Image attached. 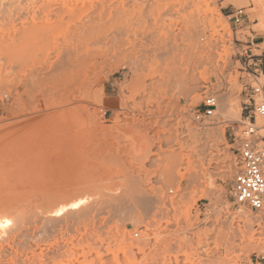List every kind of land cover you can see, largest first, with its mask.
Returning a JSON list of instances; mask_svg holds the SVG:
<instances>
[{
    "label": "rangeland",
    "instance_id": "rangeland-1",
    "mask_svg": "<svg viewBox=\"0 0 264 264\" xmlns=\"http://www.w3.org/2000/svg\"><path fill=\"white\" fill-rule=\"evenodd\" d=\"M240 7L247 15L243 26H235L228 14ZM260 34L264 36V0H0V104L7 108L1 107L0 114L9 110L17 114L18 105L13 101L20 91L25 99L30 96L25 90L32 78L41 80L42 76L47 85L49 72L67 70L62 73H68L63 77L64 91L76 105V76L81 72L96 74L95 86L104 85L105 95L118 104L112 109L91 105L93 108L85 113L86 124L96 121L97 126H116L112 127V139L108 137L112 144L133 151L128 152L127 179L142 186L136 198L132 193H119L128 207L116 209L117 205H113L116 208L97 211L103 205L100 204L90 216L77 221L46 227L42 225L43 216L34 211L23 233L14 237L9 234L0 241V264H264L260 257L264 251V211L242 208L248 213L243 216L241 210L237 213L239 206L231 195L238 170L239 138L235 134L241 133L247 117L255 116L250 87L258 82L264 85V56L257 74L250 73L239 59L242 49L248 48L243 45L247 36L255 37L257 42ZM84 39L108 45L100 43L96 49L104 53L97 50L94 55L90 51L88 57ZM254 46L256 54L264 53V43ZM42 70L48 71L49 77ZM186 72L198 79L191 84L194 89L187 96L180 92L181 77ZM21 80L27 84L22 85ZM209 92L217 97L230 95L240 109L239 119L230 120L217 108L211 119L197 121L195 110ZM152 118H157V125ZM119 119L125 123L119 124ZM187 123L197 126L198 132L213 125L218 132L224 130V136H194ZM256 123L261 126L258 118ZM146 127L149 133H141L140 128ZM132 132L140 135L135 145ZM259 134L264 135L262 128ZM146 135L154 144H150L152 154L148 153V157H144L149 148L145 145L149 140ZM105 137L108 138L97 136L102 144L110 140ZM203 141L208 142V152L204 163H200L196 150ZM107 144L112 149L111 141ZM107 144L100 148L109 154L112 150L105 148ZM137 155L140 159L135 158ZM189 165L199 173L192 183L183 176ZM70 184H66L67 188ZM189 184L191 187L186 188ZM209 186L211 191L206 189ZM51 188L55 189L54 185ZM170 188H176L179 195L173 212L163 200ZM52 192L55 196L57 191ZM140 193L154 197L150 209L138 204ZM146 221L156 230L154 243L146 239V231L138 230ZM136 230L140 231L137 239L133 236Z\"/></svg>",
    "mask_w": 264,
    "mask_h": 264
},
{
    "label": "bare ground",
    "instance_id": "bare-ground-1",
    "mask_svg": "<svg viewBox=\"0 0 264 264\" xmlns=\"http://www.w3.org/2000/svg\"><path fill=\"white\" fill-rule=\"evenodd\" d=\"M83 43L86 44V47H88L86 50V55H88L90 53V51L92 53H94V55L96 54L97 50L100 52L101 50L96 49V46H98L100 43H103L104 45H108V42H101V41L89 40V39H84ZM92 53H91V55H92ZM102 53H104V52H102ZM107 54H108V52H107ZM88 57H89V55H88ZM79 60H80V58H79ZM54 61H56V60H54ZM60 62H62V61H60ZM79 63H81V62H79ZM54 64H57V63L54 62ZM62 64H63V62L60 63V65H62ZM78 65H81V64H78ZM52 67L53 66H50V68H52ZM58 67H60V66H58ZM68 68H69V66H68ZM77 68L81 69L80 66H78ZM90 68L92 70V67H90ZM53 70H55V68H53ZM63 71H65V69ZM63 71L60 73L54 72L51 74L49 72L50 77L47 73L48 71L47 72L43 71V73L45 72L49 77L47 80V82H48L47 85L45 84L46 82L44 80H42V79H44V78H42V76H40L41 80H40V78H37V79L32 78L31 81L28 82V84L26 81L25 82L22 81V80H24V79H22L21 84L22 85L27 84L26 85L27 89L25 91H26V93L29 92L31 97L27 96V99H25L23 96V92L20 91L18 93L19 96L17 95L18 99H16L15 102L13 101L14 105H16V104L18 105L17 114L14 115L13 110H11V111L6 110L7 114H4V113L0 114V241L4 240L6 238V236H8L9 234H12V237H14V236H16V234L23 233L25 230L26 224H28V221H30L29 219L31 218L34 211H36L38 214H41L43 216L45 223H43L42 225L45 224V226L48 227L50 225L51 226L55 225L59 222H68L70 220H76L79 217H81V218L86 217L87 218L88 216L91 215L92 210L95 207L99 206L100 204H103V205H101V207L99 206L100 208L98 207L97 211L101 210L103 207H106V208L111 207L112 208V207L117 205L116 206L117 208L116 207H114V208L118 209V207L123 208L127 205L126 202H125L126 205H124L125 204L124 203L125 198L120 197L119 193L120 192L124 193L125 190H127L128 186H130V185L132 186L134 184L133 183L129 184L130 182H128V185L126 184L127 180H128L127 179L128 175L126 176V179H127L126 180L125 176L124 177L122 176L124 174L121 173V172H123V170L119 172L120 174H122V175L119 174L120 176H122V178L120 176L118 178L116 177L118 179L117 185H119V187L114 182V180H117L114 175L112 178V174L118 173V171L117 172L112 171V168H113L112 167V157L110 155H112L111 153H113V152L111 151L112 149H111L110 144H109V147L107 144L110 141L112 144V140H111L112 137L111 136L113 133L112 132L113 125L111 124L110 126H104L101 123V125L97 126L96 121H92V123L90 122L88 124V126L91 127V129H87L88 126L86 124V118H85V116H86L85 113H87V109H89L91 107V105H96L98 108L112 109V107L116 106L118 104V102L112 101V97L108 98L107 95H105L104 85H103V88H99V87L95 86L96 84H98L96 74L90 73V75H89V73H87V74L82 75L83 72H81L82 74L76 73V74H81V75L76 76L77 77L76 79L77 80L79 79V80H78V82L73 83V84L77 83V85H78V87H76V93L77 94L74 96V99H77L76 101H74V103L77 102V104L73 105V101L71 102L72 99L70 100L69 97L67 98V96H66L67 92L65 93V91H64L65 86H66L64 84V81L66 79L63 77L65 75H67L68 73L64 74V76H63L62 73L67 72V70L65 72H63ZM134 71L136 72L135 67H134ZM39 72L40 71L38 70V72L36 74H38ZM71 75H72V77L75 76L74 74H71ZM91 75H93V76H91ZM183 76L184 77H181L182 79H181V84H180V92L187 96L194 89V86H191V84H196L198 79L196 78V76L193 73L190 74V73L186 72ZM35 77H37V75ZM45 79H47V78H45ZM70 79L72 80L71 77H70ZM41 81H43V82H41ZM43 83H44V85H43ZM37 84H41V85H37ZM67 85H68V83H67ZM36 86H38V88H36ZM39 86H41V87H39ZM37 89H40V91L38 93L36 92V91H38ZM46 91H48L47 94H45ZM72 92L75 93L74 91H72ZM6 97L7 96H5V98ZM219 98H220V100H219L220 103L218 106V110L219 109L222 110L225 113L224 116H227V118L230 120L231 119H239L240 109L238 108L237 104L232 101L231 96L230 95H223V96H220ZM11 105L9 106V108L11 107ZM1 107H3V109H7V108H5V105L3 103L0 104V108ZM97 107H95V109H97ZM91 108H93V107H91ZM166 111L163 110V113H165ZM257 118H258L259 122H261L260 118L259 117H257ZM156 119H153L155 121V123H156ZM119 120H120L119 121L120 123L115 120L116 123H119V124L125 123V121L121 122L122 119H119ZM148 120H150V119H148ZM147 122H150V121H147ZM136 123L137 122H135V124ZM157 123L155 125H157ZM145 124H147V123L145 122ZM212 124H213V122H212ZM140 125L141 124H139L138 126L143 127V125H141V126ZM177 125H178V123H177ZM177 125H176V127H177ZM213 125H215V124H213ZM213 125H212V127L208 128V129H204V130H201L200 132H198L197 126L190 124L189 130L192 131L191 132L192 135L195 136L198 133L202 136V138H205V139L209 138L210 135L213 136L215 133H218L219 136L223 137L224 136V130H221L218 132V130H217L218 128H216ZM123 126H125V125H123ZM115 127L116 126H114L113 128H115ZM148 127H150V126H148ZM148 129L149 128H147V127L145 129L140 128V131H141V133H143L144 131H146ZM142 130H144V131H142ZM157 130H159V129H157ZM148 131H146V132H148ZM146 132H144V133L146 134ZM158 133H159V131H158ZM138 134L139 133L132 135V138H131L132 143L135 140L136 141L140 140V135H138ZM97 136H100V137L110 136L111 137V139H110V137H108V138L105 137L106 139H110V140L108 142L105 140V142H104L105 146L107 144V147H108V148L107 147H105V148L111 149V150H108V152L111 151V153H109L110 155L107 154L106 152H105L106 154L103 153L104 149L101 151V148H104V147L100 148V146H104V144L101 143L103 141L99 140L98 139L99 137L97 138ZM123 136H124V134H123ZM120 137L122 138V135L121 136L119 135V140H120ZM92 138H95V139H92ZM147 138H148V136H147ZM96 139H98V140H96ZM129 139L130 138H128V140ZM145 139L143 138L144 141H145ZM150 140L151 139L148 140L149 144L145 143L146 147H148V145H149V148H146V149H148L147 154L146 153H145V155H144V153L141 154V155H144V157L145 156L148 157V155L150 153L152 154V150H150V149H152L151 148L152 146H150V144H153V142H149ZM125 142H127V141H125ZM128 142L131 143V141H128ZM165 144H166V142H165ZM201 144H202V147L196 151L198 152L197 157H199V162L204 163V160L206 158V152H208L207 151L208 142L203 141V142H201ZM138 146H140V145H138ZM96 149L101 151L100 152L101 153V159H98V155L100 153ZM119 149H120V147H119ZM126 149H128V148H126ZM146 149L144 150L145 152H146ZM158 150H160V149H158ZM129 151H131V150H129ZM138 151H140V150H138ZM144 151H140L139 153L144 152ZM94 152H95V154H96V152H98V153L95 155ZM131 152H133V151H131ZM102 153L105 155L104 157H103ZM153 154H154V152H153ZM160 154H161V152H160ZM175 154L177 155V153H175ZM106 155H109V156L106 157ZM132 155L134 156V153ZM119 156L121 157V154H119ZM156 157L154 156L155 159H156ZM104 158H106V159H104ZM135 158L140 159L138 157V155H137V157L135 156ZM102 159L106 160L107 162L106 161L104 162ZM118 159H119V157H118ZM148 159L150 160V158H148ZM152 159L153 158H151V160ZM101 160L104 163H101L102 162ZM133 160H135V159H133ZM142 160H143V158H142ZM142 160H141V162H142ZM145 160H146V158H145ZM157 160L158 159H156V161ZM116 162H118V161H116ZM117 164H119V162ZM142 164H145V163H142ZM189 164L193 165V163L192 164L189 163ZM120 165H121V162H120ZM190 165L187 168L186 173L183 176L188 178V180H191V183H192V181H194L198 178L199 173H197V172L194 173V171L192 170L193 168ZM162 166H164V165H162ZM117 167H118V165H117ZM117 167L115 166L114 169L117 170ZM125 168H127L126 165H125ZM147 168H148V166H147ZM121 169H122V167L120 168V170ZM123 169H124V167H123ZM163 169L164 168H162V170ZM148 170H149V168H148ZM124 171H125V173L126 172L130 173L129 169H128V171H126L124 169ZM112 172H114V173H112ZM152 172L154 173V171H152ZM163 174L165 175V173H163ZM130 175H132V174H130ZM130 175H129V177H130ZM133 175H134V173H133ZM116 176H118V174ZM151 176H152V173H151ZM119 178L122 179L123 181L125 180L124 182L122 180H120V182L122 181L121 185H123V187H125V188H122V189H125L123 192H122V189L120 188ZM112 180L115 183L114 185H113ZM132 180H130V181H132ZM68 182L71 183L70 186L68 185L69 188H67V186H66V184ZM132 182L135 183L134 180ZM139 182H141V181H139ZM87 183H89V184H87ZM83 184H85V185H83ZM51 185H54L55 189L51 188ZM115 185L117 187H115ZM211 186L206 188L207 191H211V188H212ZM189 187H191V184H189L186 188H189ZM131 188L128 187V190H129V192L132 191L131 192L132 194H135V193L142 191L141 185H139V186L134 185ZM52 189L57 191L56 192L57 195L54 194L55 196H52L54 193V192H52L53 191ZM147 189H145L143 187V191L145 190L144 192H146ZM128 190L124 194H128L129 193ZM147 192H148V190H147ZM132 194L129 193L128 195H132ZM140 194H141L140 196H142V193H140ZM136 195H138V194H135L132 196L135 197ZM132 196H130V197L132 198ZM137 200H138L139 205H141L145 209H150V207L152 206L154 197H150V194L148 196H147V194L146 195L144 194L142 197H139ZM112 201H118V203H112ZM127 201H129V200H127ZM135 201H136V199H135ZM135 201H133V202L137 203V201L136 202ZM36 203H37V208L35 207ZM129 203H130V201H129ZM131 204H132V201H131ZM126 207H128V206H126ZM129 208H128V211H129ZM136 208L134 207V209H136ZM123 210H125V208ZM102 211H104V210L102 209ZM135 212L132 214L135 215ZM114 213H116V212H114ZM127 213L128 212H126V214ZM240 213H242L243 216L248 215V213H246L244 209L241 210ZM137 214H138V212H137ZM127 216H129V214H127ZM36 221H38V220L36 219ZM44 233H46V232H44ZM46 234H48V233H46Z\"/></svg>",
    "mask_w": 264,
    "mask_h": 264
},
{
    "label": "built area",
    "instance_id": "built-area-1",
    "mask_svg": "<svg viewBox=\"0 0 264 264\" xmlns=\"http://www.w3.org/2000/svg\"><path fill=\"white\" fill-rule=\"evenodd\" d=\"M246 15L245 8L240 7L229 13L228 18L232 20L235 26H243ZM249 53L251 54L252 52L249 51ZM249 58L255 67L254 74H257L261 64L256 59V55L251 54ZM249 92L255 116L247 117V120L243 121L241 133L239 135L235 134L236 138H239L237 142L238 170L233 179L231 195L234 203L239 206L237 213L242 208L257 212L264 211V135L259 134L260 128L264 130V85L258 82L255 86L250 87ZM218 105L219 99L217 95L211 92L207 93L200 104V108L195 110V119L199 122L211 119L215 115ZM256 116L260 118L261 126L257 125ZM176 193V188H170L163 198L165 204L172 212L174 211L173 205L179 199V195ZM259 221L260 219L256 220L257 223ZM153 227L146 221L138 229L146 231V239H149L152 243L155 242L154 234L156 232V230L152 229ZM138 230L133 233L136 239L140 238V231ZM211 241L214 244L213 237ZM213 247L216 248L215 245ZM260 257L264 260V251Z\"/></svg>",
    "mask_w": 264,
    "mask_h": 264
},
{
    "label": "crops",
    "instance_id": "crops-1",
    "mask_svg": "<svg viewBox=\"0 0 264 264\" xmlns=\"http://www.w3.org/2000/svg\"><path fill=\"white\" fill-rule=\"evenodd\" d=\"M257 37V42L255 41V37H250V36H247V40H246V42H243V45L244 46H247L248 48L247 49H242V51H241V53L242 54H240V61L242 62V64L246 67V69L247 70H249V72L250 73H254V70H255V67L252 65V60L249 58V56L252 54V55H256V59L258 60V61H263V56H264V53H262V54H256L255 53V46L254 45H260V44H262V43H264V36L263 35H258V36H256ZM257 50H261V48L260 47H257L256 48ZM249 51H251L252 53L250 54L249 53ZM263 52H264V48H263ZM260 63V62H259ZM132 135H133V132L131 133V138H132ZM132 140V139H131ZM119 147H120V149H119ZM123 148V149H122ZM118 150V151H117ZM124 150V151H123ZM118 153H117V152ZM112 167L114 168L115 166L117 167V165H118V167H117V170L115 169L114 171H118V176H116L117 174H112V176L114 175L115 177H119L120 175H122V174H124V175H122L123 177L125 176V179H126V176H127V173H125V171H124V169H126L125 168V165H126V167H127V158H128V152H129V150L128 149H126V147L125 146H118V145H116V144H112ZM117 153V154H116ZM119 154H121V157L119 156ZM115 157V158H114ZM118 157H119V159H118ZM114 158V159H113ZM120 160V161H119ZM123 162H122V161ZM116 161H118L119 162V164H117L118 162H116ZM120 162H121V165H120ZM125 164V165H124ZM120 165V166H119ZM122 167V169L120 170V168ZM123 167H124V169H123ZM119 169V170H118ZM123 170V172H121L122 174H120L119 172L120 171H122ZM112 173H114V172H112ZM120 174V175H119ZM122 176H120L121 178H122ZM128 177V176H127ZM120 180H122V179H120ZM120 180H119V183H120V186H122L123 187V185H121L122 184V181L120 182ZM127 180V179H126ZM130 180H132V179H129V180H127V185H128V182H130L129 184H131V183H133L134 185H139L138 184V182L136 183V181H135V183L134 182H132V181H130ZM118 180H115L114 182L116 183V185H117V182ZM125 181V180H124ZM123 181V182H124ZM113 182V185L115 184ZM125 184V183H124ZM134 185H130L131 187H133ZM126 186V185H125ZM130 186H128L129 188H131ZM128 187H127V190H128ZM123 188H125V187H123ZM132 189V188H131ZM123 190H125V189H123ZM127 190H125V192L127 191ZM131 191V190H130ZM128 192H129V190H128ZM132 192V191H131ZM131 192H129V193H131ZM128 193V194H129Z\"/></svg>",
    "mask_w": 264,
    "mask_h": 264
}]
</instances>
